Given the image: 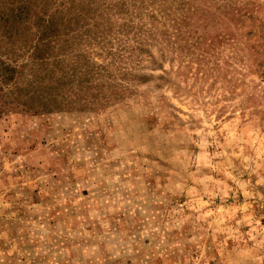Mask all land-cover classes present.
I'll use <instances>...</instances> for the list:
<instances>
[{
	"label": "rangeland",
	"instance_id": "rangeland-1",
	"mask_svg": "<svg viewBox=\"0 0 264 264\" xmlns=\"http://www.w3.org/2000/svg\"><path fill=\"white\" fill-rule=\"evenodd\" d=\"M21 23L0 264H264V0H31Z\"/></svg>",
	"mask_w": 264,
	"mask_h": 264
},
{
	"label": "trees",
	"instance_id": "trees-1",
	"mask_svg": "<svg viewBox=\"0 0 264 264\" xmlns=\"http://www.w3.org/2000/svg\"><path fill=\"white\" fill-rule=\"evenodd\" d=\"M30 2L31 0H0V42L13 45L14 38L15 40L20 38L23 33L21 22L25 19V16H28ZM44 14H46L47 18L42 17L43 24H38L36 32V42H38L36 46L39 51L40 48L50 47L53 44L55 35L51 34V31L54 32V27L57 28V24H54V14L53 18L51 17L52 14ZM10 51V48H5L2 53L8 54ZM40 58L43 59V56L41 55ZM1 68L2 66H0V70ZM4 79L3 76L1 81L4 82Z\"/></svg>",
	"mask_w": 264,
	"mask_h": 264
}]
</instances>
